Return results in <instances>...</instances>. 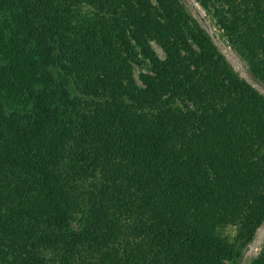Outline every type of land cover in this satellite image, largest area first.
Segmentation results:
<instances>
[{
    "label": "trees",
    "instance_id": "1",
    "mask_svg": "<svg viewBox=\"0 0 264 264\" xmlns=\"http://www.w3.org/2000/svg\"><path fill=\"white\" fill-rule=\"evenodd\" d=\"M197 1L245 77L179 0H0V264H264V0Z\"/></svg>",
    "mask_w": 264,
    "mask_h": 264
},
{
    "label": "rangeland",
    "instance_id": "2",
    "mask_svg": "<svg viewBox=\"0 0 264 264\" xmlns=\"http://www.w3.org/2000/svg\"><path fill=\"white\" fill-rule=\"evenodd\" d=\"M181 5L187 10V12L195 19L197 22L204 27L212 41L216 45L218 51L224 56L225 60L229 63L232 69L237 72L239 77L246 76V62L243 58L236 52V50L231 46L230 42L220 36V32L213 26L210 16L206 9H204L197 0H179ZM151 45L159 57H164V52L161 46L155 42L151 41ZM133 76L138 84H141L140 73L148 72L149 63L147 60L138 56L137 61L131 62ZM256 86V85H255ZM257 87V86H256ZM260 90L263 91L261 88ZM75 228H77L78 223L75 221ZM223 234L228 237L229 240L232 239L234 235V230L230 227L224 229ZM264 251V223L260 225L256 232L255 237L252 241L243 248V252L251 256H259Z\"/></svg>",
    "mask_w": 264,
    "mask_h": 264
}]
</instances>
